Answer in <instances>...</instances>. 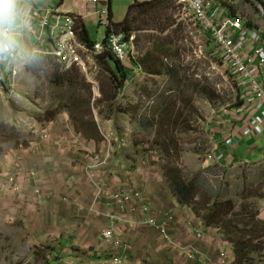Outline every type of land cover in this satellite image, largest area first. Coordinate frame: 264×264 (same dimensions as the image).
Segmentation results:
<instances>
[{
	"label": "rangeland",
	"instance_id": "obj_1",
	"mask_svg": "<svg viewBox=\"0 0 264 264\" xmlns=\"http://www.w3.org/2000/svg\"><path fill=\"white\" fill-rule=\"evenodd\" d=\"M237 2L235 12L246 25L251 22L259 31L264 28L259 5L257 12L245 0ZM123 7L116 9L118 23L128 13L129 5ZM159 23L170 27L161 32L155 28ZM135 25L134 50L141 72L128 77L122 88L109 73L110 53L92 57L99 66L94 67L96 92L79 68L66 70L54 56L41 54L17 63L16 75L0 85V264L57 262L59 240L74 239L82 228L69 225L70 221L62 226L52 222L50 210L42 206L57 186L46 182L47 166L55 156L48 147L51 151L58 148L52 146L54 135L82 140L65 146L62 176L69 177L60 180L65 184L58 183L62 191L67 190L62 199L65 204L76 206V219L91 218L92 205H115L117 193L129 194L124 187L111 188L116 175L144 185L133 191L149 209V203L162 193L166 194L164 203H171L172 197L177 201L175 185L181 182L195 191L192 207L185 206L200 221L213 203L229 201L233 211L226 223L236 220L237 236L241 235L242 243L247 241L242 264H264V224L257 227L256 223H264L259 216L264 209V161L224 165L226 157L220 163L207 160L216 151L211 125L218 116L245 104L240 80L178 0L160 22ZM91 30L95 40L104 42L105 26L95 25ZM117 208L133 215L129 207ZM255 225L257 232L251 233ZM104 227L100 223L91 229L102 236L110 225ZM205 227L218 234V243L224 244L233 264L231 242L220 229ZM206 252L212 255L210 246ZM117 254L108 264L122 259Z\"/></svg>",
	"mask_w": 264,
	"mask_h": 264
},
{
	"label": "crops",
	"instance_id": "obj_2",
	"mask_svg": "<svg viewBox=\"0 0 264 264\" xmlns=\"http://www.w3.org/2000/svg\"><path fill=\"white\" fill-rule=\"evenodd\" d=\"M147 1L148 0H99L98 4H91L83 0H46L45 4L51 8H59L62 13L71 14L75 18L77 35L82 42L85 41L83 39L87 38L99 43V41L93 38L91 29L95 25L104 26L101 24L104 11L109 12V16L112 22H115L113 23L115 25L118 23L116 15L118 5H124V7L129 5L130 7V5L135 2L143 3ZM27 3L30 5L27 10L32 13L37 5L31 1ZM238 4L240 3H238L237 0H230V3L226 4L225 7L228 9L230 8L234 15H237L238 13H236L235 10ZM17 11L12 20L7 24H0V28L10 26L13 29L14 33L18 36L17 39L19 41L21 54L25 55L28 60V58L35 55V38L34 35L29 33L25 28L28 16L23 14L20 9H17ZM259 29L264 33V28L259 27ZM84 33H86V35ZM47 35L48 40L52 41L49 32ZM106 36L107 27L105 38ZM51 44L52 42H49L48 46ZM19 62H21V60H19ZM126 71L130 73L128 69H126ZM261 79L264 83V72ZM99 96H101V92ZM128 104L131 105L129 102ZM255 114L252 107H247L241 112H239V108L236 107L235 110L228 111L218 116L214 124L211 125V127H213L211 136L213 138V149L216 150L215 152L225 150V141L228 139L231 141L229 148H226L228 155L226 156L225 162H223L224 165H247L264 161V129H262L260 134H252L246 137L242 134ZM53 138L55 141L52 142V146L56 145L58 148L56 151H51V147H48L49 151L54 153L55 156L47 166L46 182L50 185L55 183L57 186L51 188V193L45 202L43 200L42 206L50 210L52 222L62 226L67 225L70 221L69 225H78L82 228L78 230L75 237L73 236L74 239H72L71 236L70 238L66 237L68 239L64 238L59 240L60 246L58 255H56L57 253L54 255L59 259L57 262H52V264H108L112 256H115L117 253V256H119L118 249H115L111 243L106 240L102 242V236L98 232L96 233V230L91 229L94 225L100 223L105 225L104 229L108 228L109 225L111 226V223H109L110 221L105 216L107 213H114L120 216L124 215L134 224L133 229H125V225H115V237L127 245V249L124 250V252H120L123 264H199L201 261H216L217 247L220 245V243H218V234L216 235L214 232L208 231V228L204 225L201 226V221L193 216L189 208L179 204L175 198L172 197V202L169 204L164 203L166 201L163 197L166 196L165 193L159 194L158 196L160 198H155L152 205L149 203L151 208L146 215L141 213L133 215H129L128 213L122 214L114 203L115 205H92L94 214L91 212V218L76 219L74 217V215L77 214L76 206L73 204H65L62 199L67 190L64 189L62 191L61 187H58V183L63 182V184H65L64 181L60 180L62 178L65 180L69 177L68 175L62 176L64 171L62 156L66 155L68 152L65 146L71 145L73 141L77 143L82 140H74L73 138L68 140L69 138L64 135H54ZM60 147H63V150H61ZM130 183L133 185H130ZM118 186L124 187L126 191L139 190L140 187H144V185L138 181L134 183V181H129L124 176L118 177L116 175V177L112 178L111 188H116ZM167 212H171L174 218L173 221L168 223L170 238V244L168 245L165 244L148 225L144 224V220L149 217L155 219L157 222L166 220L165 214ZM259 216L264 219V209ZM197 230L203 231L201 240H197L193 234ZM208 246H210L212 251L211 256L206 252ZM71 248H74L75 251L71 250ZM77 248H79V250ZM190 249L198 250L199 256L195 259L196 261L186 259V254Z\"/></svg>",
	"mask_w": 264,
	"mask_h": 264
},
{
	"label": "built area",
	"instance_id": "obj_3",
	"mask_svg": "<svg viewBox=\"0 0 264 264\" xmlns=\"http://www.w3.org/2000/svg\"><path fill=\"white\" fill-rule=\"evenodd\" d=\"M28 1L37 5L32 13L27 10L30 6ZM45 1L12 0L16 11L20 9L28 16L25 28L34 35L35 54L54 56L66 70L79 68L87 76L88 81L94 85L95 92L99 86L96 79L97 68L94 67L99 66L92 62L94 55L110 53L130 71L128 77L133 79L134 76L140 74L141 68L138 64L136 65L135 37L132 35L128 38L124 32L118 30L108 11L103 12L104 16L101 20V24L109 30L107 39L91 47L78 38L75 18L71 14L62 13L58 8L46 6ZM83 1L91 4L99 3V0ZM178 3L184 12L192 15L195 25L201 27L203 33L215 42L221 61L238 77L244 88L245 104L239 107V112L252 107L256 114L243 130V136L260 134L264 129V83L261 79L264 72V34L258 29L248 27L241 16L234 15L230 8H226L225 5L229 4L230 0H178ZM47 31L52 41L48 40ZM17 37L10 26L0 28V85L7 84V81L16 75L15 66L19 60L23 63L27 61L25 55L21 54ZM49 42H52L50 46H48ZM230 144V139L225 141L227 148ZM223 151L214 152L213 155L207 157V160L220 163L226 157L227 151ZM113 196V202L117 207L122 209L129 207L132 214L141 212L146 215L150 211L148 203L145 199H141L135 191H129V194L117 193ZM137 198L140 200L139 204L136 202ZM106 217L111 226L102 234L103 239L113 243L119 252H124L127 245L115 237V225L126 224L133 229L134 224L132 221L125 219L124 221L117 215L108 214ZM165 219L157 222L149 217L144 220V224L148 225L168 245L170 244L168 223L174 219L172 213L167 212ZM193 234L197 240H201L203 231L197 230ZM217 254L215 262L201 261L199 264H232L231 257L225 253L224 244L217 247ZM198 256V250L190 249L186 254V259L195 260ZM122 262L123 259L116 258L113 264H122Z\"/></svg>",
	"mask_w": 264,
	"mask_h": 264
},
{
	"label": "trees",
	"instance_id": "obj_4",
	"mask_svg": "<svg viewBox=\"0 0 264 264\" xmlns=\"http://www.w3.org/2000/svg\"><path fill=\"white\" fill-rule=\"evenodd\" d=\"M174 0H155L154 2H135L134 4L130 5L128 9V13L126 15V18L124 19L123 22L115 24V27L124 32L128 38H130L133 33L137 30L136 28V23H139L141 21L143 22H148V21H158L160 22L163 17V13L166 12L167 10L169 11L170 6ZM247 3H249L257 12L259 11L257 4L253 0H245ZM262 3H264V0H258ZM137 15V17H135ZM248 27L250 28H256L251 22H247ZM170 26H161L160 23L158 27H155L157 30L163 32ZM86 35V33H84ZM109 34V30H107V35ZM107 38H105L104 42L106 41ZM85 40L83 43L89 45V46H94L97 42H94L90 39H83ZM104 58H106L104 56ZM113 59L112 62L113 64L111 65V68L108 70L110 71L109 73L112 75L114 78L115 83L118 85V87H123L125 82H127L129 73L126 71V69L114 58L111 56ZM115 65V67H114ZM242 105V104H241ZM239 105V106H241ZM238 106V107H239ZM176 189L174 192V195L177 199V202L181 205H187L189 207L191 206V202L195 198V191H191L189 185H183L181 182L180 184H176ZM194 210V209H193ZM232 208L230 207L229 201H224L220 203H213L207 214L201 217V221L205 226L213 227V228H218L222 231V235L224 238L228 241L231 242L233 245V254H234V262L233 264H242L243 259L242 256L247 255V241L244 243L241 242V235L237 236V221H232L230 220L229 223H226V217L232 213ZM196 213V210H195ZM254 221V218L251 219V222ZM264 222V221H262ZM247 223V222H245ZM257 227H260L261 222H256ZM250 225H253L250 223ZM245 226H249V224H245ZM256 225L255 228L251 231V233L257 232L256 231ZM241 233V232H240ZM245 261V260H244Z\"/></svg>",
	"mask_w": 264,
	"mask_h": 264
},
{
	"label": "clouds",
	"instance_id": "obj_5",
	"mask_svg": "<svg viewBox=\"0 0 264 264\" xmlns=\"http://www.w3.org/2000/svg\"><path fill=\"white\" fill-rule=\"evenodd\" d=\"M16 9L12 0H0V24L9 23L15 15Z\"/></svg>",
	"mask_w": 264,
	"mask_h": 264
},
{
	"label": "water",
	"instance_id": "obj_6",
	"mask_svg": "<svg viewBox=\"0 0 264 264\" xmlns=\"http://www.w3.org/2000/svg\"><path fill=\"white\" fill-rule=\"evenodd\" d=\"M257 5H259L260 6V8H261V10H262V17H263V19H264V4L263 3H261L260 1H258V0H253Z\"/></svg>",
	"mask_w": 264,
	"mask_h": 264
}]
</instances>
